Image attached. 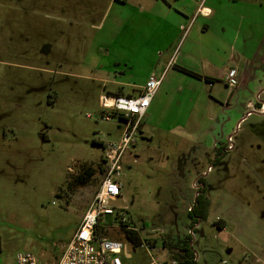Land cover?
<instances>
[{
	"label": "rangeland",
	"instance_id": "1",
	"mask_svg": "<svg viewBox=\"0 0 264 264\" xmlns=\"http://www.w3.org/2000/svg\"><path fill=\"white\" fill-rule=\"evenodd\" d=\"M246 1L239 4L243 11ZM260 3L258 23L248 18L249 29L243 27V36L255 42L251 63L240 64L241 72L246 65L253 70L251 78L237 80L234 88L222 80L208 87L206 96L221 104L194 136L196 143L144 128L124 154L122 197L114 206L125 210L141 244L128 240L115 217H108L103 232L123 244L122 264H147L142 245L153 247L154 258H171L162 243L188 235V208L197 191L192 183L207 166L213 170L203 178L208 214L191 241L196 264H264V115L246 109L248 100L255 108L264 103ZM138 10L137 0H0L1 264H16L21 252L55 264L75 233L98 188L102 144L117 142L124 127L117 115L101 109L98 94L105 92L103 81L130 76L125 56H102L98 45L112 41L120 24L126 28L118 42L130 41ZM88 166L95 174L86 186L77 185L75 178ZM219 220L226 222L224 229Z\"/></svg>",
	"mask_w": 264,
	"mask_h": 264
},
{
	"label": "crops",
	"instance_id": "2",
	"mask_svg": "<svg viewBox=\"0 0 264 264\" xmlns=\"http://www.w3.org/2000/svg\"><path fill=\"white\" fill-rule=\"evenodd\" d=\"M110 1L127 3L128 0ZM241 2L242 0H137L141 16L129 26L132 39L118 42L119 37H124L122 32L126 28V25L120 24L113 31V40L106 41L108 45L105 40L98 45L102 56L110 57L117 53L124 55L125 60L122 61L128 67L130 76H116L110 82L103 81L106 93L99 92L98 101L101 95L132 97L139 94L150 75L159 76L166 70L139 131L142 134L144 128L158 129L175 136L181 142L196 143L194 136L199 133L205 121H211L209 115H213L214 108L221 104L218 98L206 96L208 87L212 90L217 83L214 81L222 80L223 83L225 75L231 69L237 71L238 83L251 78L252 69L246 65L245 72H241L240 64L251 63L255 49L250 45L255 42L243 36V27L249 29L248 25L252 21L258 23V18L255 17L262 4L261 0H247L243 3L246 6L243 11L239 8ZM201 6L205 9L203 15L198 14ZM248 18L250 23L245 25ZM216 23L220 28L215 27ZM139 66L144 70L138 69ZM101 67L102 64H99L98 68ZM127 89L132 90V93L125 92ZM256 89L263 92L259 87ZM249 102L252 103L251 100L247 101ZM215 143L217 140L214 138L212 144ZM213 145L211 149L215 150ZM219 149L220 147L216 150L219 152ZM205 156L208 159L210 157L207 153ZM222 225L224 229L226 222Z\"/></svg>",
	"mask_w": 264,
	"mask_h": 264
},
{
	"label": "built area",
	"instance_id": "3",
	"mask_svg": "<svg viewBox=\"0 0 264 264\" xmlns=\"http://www.w3.org/2000/svg\"><path fill=\"white\" fill-rule=\"evenodd\" d=\"M204 13L205 9L201 6L198 14L203 15ZM165 71L159 76L150 75L142 91L136 97L109 95L99 97L101 109L120 116L124 127L117 142L102 144L103 156L101 167L98 170V188L81 217L75 233L63 246V250L55 264H122L118 254L124 249L123 244L120 241L108 239L103 232L108 229L106 227L108 217H115L119 224L127 222L125 210L114 206V203L122 197V158L135 145V135L140 129L142 119L162 82ZM223 83L229 88H234L237 85V71L231 69L225 75ZM257 101L260 102L259 96H257ZM246 109L249 110V113L253 111L262 115L264 114V103L261 102L259 107L255 108L253 103L249 102ZM227 141L229 144L227 148L230 150L232 149V140L229 137ZM209 172H211L210 166L202 173L201 177L206 176ZM192 187L196 190L202 187L199 179L197 182L192 183ZM195 196H197V193ZM197 228L198 223H194L189 227L188 235L191 238H194ZM142 247L149 255L147 264H176V261L172 258L152 257L150 254V251H153L152 246L142 245ZM196 260L197 255L194 253V261L197 262ZM16 264L46 263L31 253L21 252L16 256Z\"/></svg>",
	"mask_w": 264,
	"mask_h": 264
},
{
	"label": "trees",
	"instance_id": "4",
	"mask_svg": "<svg viewBox=\"0 0 264 264\" xmlns=\"http://www.w3.org/2000/svg\"><path fill=\"white\" fill-rule=\"evenodd\" d=\"M181 71L194 76L198 77V75L189 72L185 69H180ZM207 82H211V80L206 79ZM115 116V114H113ZM118 119L122 121L121 117L118 116ZM218 161L216 158L215 163ZM95 168H92L90 166L83 167L81 169V173L75 178V182L79 186H86L87 183L91 180L93 175L95 174ZM208 208H209V202L207 198L204 196V190H201L198 194V196L195 197L194 203L191 207V209L188 211L187 216L189 218V227L193 225L194 223H199V221L206 219L208 214ZM218 226H223V221H218ZM121 229L124 231L125 236L128 238V240L135 246H138L141 244L138 234L130 229L127 225V223H120ZM192 238L187 235L185 238L178 240L176 243H170L167 241H164L162 243V246L164 248H167L169 251H171V258L176 261V264H196L194 261V251L192 250L191 246Z\"/></svg>",
	"mask_w": 264,
	"mask_h": 264
},
{
	"label": "flooded vegetation",
	"instance_id": "5",
	"mask_svg": "<svg viewBox=\"0 0 264 264\" xmlns=\"http://www.w3.org/2000/svg\"><path fill=\"white\" fill-rule=\"evenodd\" d=\"M262 115H264V114H262ZM215 161H216V159L213 161V163H215ZM201 175H202V174H201ZM204 177H205V176H204ZM204 177H201V176H200V178H199V182L202 184V187L196 191L197 196H198V194H199V192H200L201 190H205V184H204V182H203V178H204ZM195 197H196V196H195ZM188 209H189V208H188Z\"/></svg>",
	"mask_w": 264,
	"mask_h": 264
}]
</instances>
